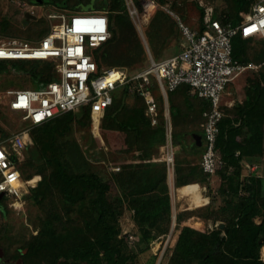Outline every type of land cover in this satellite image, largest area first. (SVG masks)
Here are the masks:
<instances>
[{
	"label": "trees",
	"instance_id": "obj_1",
	"mask_svg": "<svg viewBox=\"0 0 264 264\" xmlns=\"http://www.w3.org/2000/svg\"><path fill=\"white\" fill-rule=\"evenodd\" d=\"M203 1L205 6L212 5L208 0ZM255 1L257 0H226L225 8L220 12L214 11V18L223 26H237L241 20L240 13L249 11L251 4ZM30 2L33 5L45 4L60 10L69 8V0ZM140 2L138 0L137 5H140ZM160 2L170 4L177 12L179 11L178 13H181L183 21L186 22L187 0H160ZM89 5L91 10L107 12L111 23V38L104 47L99 49L97 54L99 66L102 67L105 62L109 61L110 52L113 48L122 44H125L123 47L126 50L128 46L133 47L132 51L126 53L125 59L141 62L140 57L143 51L124 0H91ZM196 8L200 12L201 21L199 23L203 24V10L198 1ZM157 15L160 17L152 19L150 27L154 28L156 42L164 46L163 43L167 40L168 35L163 38V41L160 40V37L168 32L173 34L174 28L178 29V25L163 11H159ZM162 15L168 21L162 19ZM114 24L118 27L121 36L120 41L117 39L118 35L114 29ZM204 29L205 27H201L200 32H203ZM50 30L45 33L42 39L49 34ZM238 37L242 46L235 48L234 39ZM235 38L232 42L233 57L243 61L246 44L249 40H245L241 36ZM3 62L8 61L0 60V63ZM20 62L19 66L23 70L29 67L28 71L35 82L45 84L52 81L53 78L50 76L51 64L48 74L46 73L48 70L44 73L43 68L39 70L35 69V66L32 68L34 64L29 66V61ZM117 63L118 66L123 63L126 64L125 61L119 60ZM44 74L49 75L47 79H43ZM188 88L185 85L180 86L169 95L173 120L178 117V109L173 103V97L179 92H186ZM133 94L135 102L127 105L123 97L130 95L129 87L122 88L123 100H114L112 106L106 111L102 129L106 134L109 132L134 133L138 143L148 130L153 131V134L156 131L163 133L164 125L153 127L150 118L147 117L144 99L139 93L134 92ZM202 101H199L203 103L200 113L209 110L208 102ZM238 109L241 113V125L237 129L228 127V120L223 118L219 124L220 131L217 139V146L226 164L225 169L233 168L231 173L226 170V174L221 177L223 181L218 192L223 205L216 211H212L214 219L211 218L214 225L218 224L217 227L221 224H224L225 227L223 230L215 228L206 233L187 226L180 228L183 220L181 215H177L175 229L179 231V234L168 264H264L260 257L261 249L264 247V242L260 243V240L264 238V179L258 175L242 178L240 165L242 157H257L264 154V88L261 85L249 87L246 102ZM79 110L81 112L80 123L84 119L90 121V108L82 107ZM255 110L260 111V113L253 114ZM74 113L63 114L34 128L31 132L34 141L33 148L27 151L28 159L26 160L25 156L17 167L22 173L19 165L24 161V168L32 170V173L42 174L43 178L34 188L33 194L34 199L40 203L49 197L50 184L47 179L50 177L54 187L58 190L61 204L68 205L69 212H72L75 207L76 212L80 213L81 220H84L83 227L77 226L76 230L60 232L62 223L58 233L55 224L48 222V225L42 227L38 236L32 239L33 241L27 246L26 251H22L24 258L22 261L25 262L27 257L40 254L42 258H45V262L47 258L53 256V261L50 264H134L135 256L131 255L132 253L128 250L125 251L124 248L123 239H127L128 235L124 234L123 236L118 225L121 200L119 198L113 199L116 197L110 195L109 185L97 173L82 171L83 155L76 144L62 143L60 140L70 133L72 123L75 121ZM201 122H205V118ZM236 132L246 133L244 146L235 144L231 146L228 143V140L233 138ZM174 145H179L177 133L174 137ZM69 158L72 163L79 166L76 172L70 169L72 164L69 163ZM145 167L152 169L151 165ZM47 168H53L49 175L44 173ZM127 168L131 169L127 173L129 178L138 176V179L140 177L144 179L147 175V170L141 171L144 167L130 166ZM198 172L200 175L204 174L202 167L199 171L193 169L185 173L176 163V186L189 184V180L196 177ZM120 175L116 176L121 183L123 197L129 204L133 218L143 233L142 245H147V242L159 241L161 235L166 237L172 226V206L167 183V167L161 165L154 177L149 179L147 185L128 186L125 181L122 183L121 178H119ZM240 190L243 192L242 196ZM210 205L211 202L204 208ZM3 209L4 204L0 211ZM218 211L219 215L217 216ZM61 218L58 219L59 222L63 221ZM70 218L68 217L66 220H70ZM162 224H166V228L161 227ZM2 250L4 251V249ZM167 251L168 248L164 253L162 264L166 260ZM4 254L6 255L5 251ZM159 255L160 252L155 255L156 260H159ZM60 261L62 262L59 263Z\"/></svg>",
	"mask_w": 264,
	"mask_h": 264
},
{
	"label": "built area",
	"instance_id": "obj_2",
	"mask_svg": "<svg viewBox=\"0 0 264 264\" xmlns=\"http://www.w3.org/2000/svg\"><path fill=\"white\" fill-rule=\"evenodd\" d=\"M127 6L129 16L138 26L151 20L159 9L171 16L181 34L182 52L166 60L151 59L148 69L131 78L119 69L100 68L95 58L97 54L93 57L88 51L99 50L111 38L110 19L104 12L69 17L55 11L49 17L56 23L37 46L17 41L0 45V60L50 63L53 78L47 84L41 83L38 90L8 92L9 108L25 113L22 117L25 129L13 135L10 140L13 147L0 146V194L13 198L11 208L21 209L25 196L41 181L40 176L25 180L17 169L33 145L31 129L89 107L91 132L95 138L94 128L102 130L105 113L114 101L113 93L126 86L143 97L153 125L159 123L158 106L152 93L154 85L164 95L185 85L192 95L208 101L210 110L204 114L202 125L206 149L201 167L210 177L226 168L217 146L219 124L224 118L222 95L240 75L260 72L259 65L233 57L232 42L237 36L249 41H264V0L253 2L249 11L241 12L243 21L237 26H223L214 20V9L206 8L203 32L192 30L170 6L158 0H142L139 8L134 0H127ZM166 162L173 167L171 147ZM250 167L251 172L256 169L254 165ZM127 235L130 245L140 240L132 231Z\"/></svg>",
	"mask_w": 264,
	"mask_h": 264
},
{
	"label": "rangeland",
	"instance_id": "obj_3",
	"mask_svg": "<svg viewBox=\"0 0 264 264\" xmlns=\"http://www.w3.org/2000/svg\"><path fill=\"white\" fill-rule=\"evenodd\" d=\"M30 1L0 0V45L17 41L22 43H30L33 46H37L42 40V37L45 35V33L52 28L53 24L56 23L49 17V15L53 14L55 11H60V9H56L53 6L45 4L33 5V3ZM208 1L214 6V9L217 12H220L223 8H225L227 4L226 0ZM90 2L91 0H69V8L61 10L60 13L71 17L72 15H75L82 11H90ZM187 2V9H185L187 11V13L185 12L186 23L190 28H197V20L199 19V11L196 8L197 0H187ZM179 14L181 15V13ZM159 15L155 17H158ZM162 19H165L163 15ZM240 19L241 21H243V18ZM165 21L168 20L165 19ZM151 23L149 24V27L146 26L143 29V35L145 36L147 44L146 47L144 46V37L141 36L140 32L136 28V24L133 22L140 46L143 51V54L140 57L141 62H137L136 60H129L128 58L125 59V55H127L126 53L132 51L133 47L128 46L126 50V48L123 47L125 44H122L112 49V51L110 52L111 58L109 59V61L104 63L102 69H119L125 72L129 78H131L137 75L139 72L146 70L150 66V54L156 61L165 60L166 58L178 54L180 52V49H176V51L173 52L176 44L175 36L178 34V29L174 28L173 34H170V32H168L167 34L162 35L163 37H160V40L163 41V38L168 35L167 40L163 43L164 46H162L155 40L156 38L153 32L154 28L150 27ZM114 29L117 31V39L118 41H120L121 36L118 27H116L115 24ZM234 46L235 48H240L242 46L239 37L234 39ZM147 49H149L150 54ZM97 52L98 50L95 52L93 50L88 51V53L93 57L97 54ZM118 60L125 61L126 64L123 63L122 65L118 66ZM243 62H250L259 65L260 72L242 74L239 76L235 84L229 87L228 92H231L232 97L234 99H237L236 103H239V100L242 102L245 101L244 99L246 96V91L247 89H249V87L253 85H261L264 87L263 40L258 39L247 42L246 51L243 56ZM20 63V61H8L6 63H0V146H6L8 149L13 147L10 141L13 135L25 129L22 123V117L25 115V113L14 112L9 108V105L7 104L9 100L8 92L11 90H38L39 86H41L39 83L34 81L33 77L28 71L29 67H26V69L23 70L19 66ZM31 64H34L32 68L34 66L37 70L43 68L44 73L48 70V72L46 73L49 74L50 63L29 62L28 65L31 66ZM48 74H44L43 79H47L49 76ZM54 81H57V79H54ZM121 91L122 89H118L113 93L114 100L119 101L122 99ZM130 94L131 95H129L128 97H123V99L126 100L125 103L127 105L132 104L133 101L135 102L134 94ZM173 100L174 104L178 107V117L172 120L174 132H188L191 129H199L202 119L201 113L199 111V101L197 100V98L189 97L184 99L183 93H177L174 95ZM80 113V110L74 113L75 117L73 118L75 119V121L72 123L70 133L60 140L62 141V143L76 144L83 155L82 171H92L97 173L99 177L109 185L111 189L110 195L112 197H116L113 199L119 198L121 200L118 225L121 229L122 235H127L128 232L132 231L133 233H136V235L140 239L139 242H136L133 245H130L127 239H123L125 251L128 250L130 253H132L131 255H134L136 258L134 259L133 263L157 264L158 260H156L155 255H157V253L162 250V248H168L166 260L164 262V264H168L169 259L172 255V249L176 244L179 231H176L175 229L171 239H169V235L172 229L171 226V229L166 237L161 235L159 241L157 240L155 243H153L154 241H146L147 245H142V230L133 218L132 210L123 197V189L121 188L120 181L117 180L118 176H116L121 174L119 178H121L122 183H124L125 181L126 185L128 186H141L142 184L147 185L149 179L154 177L159 168H148L147 175L144 177V179H142V177L138 179V176H132L131 178H129L127 173L131 169L127 168L128 165L119 164V161L123 159V152L122 150L115 148L116 142L114 141V139L108 138L109 136L106 135V133L104 134V132L102 131L103 129L100 130V128L97 127L94 128V138L91 132V120L87 121L86 119H84L83 122L80 123ZM175 124L177 127L175 126ZM33 129H31V132ZM157 140V136L153 134L152 131L148 130L146 134H143V136L139 139L138 144H145L148 148L151 147V151L153 152V154L158 151L160 155V148H158V145L156 144ZM33 145L31 146V148H33ZM144 153L145 152L142 151L143 155ZM27 154L28 152H26L25 155L26 160L28 159ZM83 160H85V162H83ZM69 163L72 164L70 169L76 172L79 166L76 163H72V160L70 158ZM19 166L23 171L22 173L24 174L23 177L25 180L31 179L35 176H40L41 178H43L42 174L32 173V170L30 171L24 168V161ZM53 168H47L45 169V171H43L45 174L49 175L51 171H53ZM196 169H198L199 171L200 168L197 167ZM226 170L227 169L220 170L219 173H217V175L215 176H212L210 180L206 179L203 174L200 175L199 172L197 173L196 177L189 180L190 183L196 181L201 182L203 183L202 185L206 186L207 189L203 192L204 199L208 198L209 202H211V205L207 208L202 207V203L204 200H202V197L200 196V189L197 185L194 184L189 186L188 188H183L178 191L179 193L183 194H192L195 203L187 198L181 199V201L177 203L175 197L176 193L174 189L175 182L173 183V186H171L172 180L171 185L167 180L169 186V195L171 198L172 213L174 212V216L176 218L177 215L182 216L183 221L180 224V228L187 226L202 233H206L208 231H212L215 228H219L217 227L218 224H213V220L211 218L214 219V213H212V211H216L223 205L222 198L218 192V189L223 181L221 177L226 174ZM141 171H144V169ZM30 174H32V176H30ZM47 182L50 184V193L49 197L42 203L34 199L33 194L35 189H32L25 196V198L23 199L22 208L19 210H15L10 207V202L13 201V198L5 197L3 201L4 209L0 211V248L4 249L6 255L3 254V257H0V264H17V261L24 260L22 251L27 248L31 241H33L32 239H34V237L38 236L39 232L42 230V227L48 225V222H53L55 224V228H57L58 233L60 230V225L62 223L63 225L61 226L60 232L76 230L77 226L83 227L84 220H81L82 218L80 217V213L76 212L75 207L73 208L72 212H69L68 205L64 203L61 204L58 190L54 187L50 177L47 179ZM189 205H196V208L191 210H184L187 209ZM216 215H219V211ZM60 217H62L61 219H63V221L61 222H59L60 220L58 221ZM68 217H71L70 220H66ZM165 225L166 224H162L161 227L163 226L164 228H166ZM176 226L177 222L175 228ZM152 243L153 245L150 246ZM260 257L262 262H264V247H262L261 249ZM52 261L53 256L47 258V261L45 262V258H42L39 254L32 257H27L25 262L22 261L21 264H50L52 263ZM62 261H60L59 263H61ZM160 264H162V262Z\"/></svg>",
	"mask_w": 264,
	"mask_h": 264
},
{
	"label": "crops",
	"instance_id": "obj_4",
	"mask_svg": "<svg viewBox=\"0 0 264 264\" xmlns=\"http://www.w3.org/2000/svg\"><path fill=\"white\" fill-rule=\"evenodd\" d=\"M137 1L138 0H134L136 6L139 8L140 5H137ZM140 1H142V0H140ZM158 1L160 2V0H158ZM169 1H171V0H169ZM197 1L199 2V5L203 10V24L199 23L201 21L200 20V14H199V19L197 20V23H198L197 28L193 27L191 29L200 32L201 27H204L203 26L204 25V14H205L206 8L211 7L214 9V7L209 6V5L205 6V3L203 0H197ZM124 2H125L126 9L128 12L127 0H124ZM140 4H141V2H140ZM162 5L170 6V8L178 16L183 18L177 12V10H175L170 4L167 3V4H162ZM159 11H163V10L159 9L158 11H156V13L153 15L151 20L157 15V13ZM83 12H86V13H83ZM94 12H104V11H96V10L90 9V11H82V12H79L77 14H88V13H94ZM104 13H107V12H104ZM165 14L168 15L167 13H165ZM214 15H215V13L213 14V18H214ZM108 17H109V15H108ZM169 17H171V16H169ZM151 20L147 21L146 23L143 22L139 26L135 23L136 28L140 32L141 36L144 37V41H145L144 46H146V47H147V44H146L145 36L143 35V29L149 25ZM214 20H216V19L214 18ZM132 22H134V21L132 20ZM240 22H241V20H240ZM185 24L188 26V24L186 22H185ZM177 35L175 36V39H176L175 43L176 44H175V47L173 49V52H175L176 49H180L179 53H181L182 52V46H181V34L179 31V28H178V34ZM147 51L149 52V49H147ZM98 52H99V50H98ZM98 52H97V54H98ZM149 54H150V52H149ZM97 56L98 55H96V57H95L96 60H97ZM173 56H175V55H173ZM173 56H171V57H173ZM151 59H154V57L150 54V61H151ZM166 59H168V58H166ZM100 68H102V67H100ZM139 73H141V72H139ZM238 78H236L232 83H230L227 86L225 92L222 95V99H221L222 111L224 114V118L228 120L227 122L230 125V126L228 125V127H233L234 129H237L241 125V118H240L241 113H240V110L238 109V107H240L241 105H243L246 102L247 92H248V89H247L246 96L244 99L245 101H243L244 103L240 100L238 101L239 103H236L237 99H234L232 97V94H231V92H228V89L230 86H233L235 84V82L238 80ZM153 81H155V80L153 79ZM253 86H255V85H253ZM122 88H119V89H122ZM130 93H134V92L130 91ZM152 93H153V96L155 98V102L158 106L159 123L153 125L151 122V124L155 128L158 127L159 125H164V132L163 133H160L159 131H156V133H155V135L157 136V139H158L156 144L158 145V148H160V155H159L158 151H156V153H155L156 155L153 154V152L151 151V147L148 148L145 144H143V145L138 144L139 142L137 143V140H136L134 133H130V132H128V133L109 132V134L108 133L106 134L109 136L108 138L114 139V141L116 142L115 148L122 150V152H123V159L119 161V164L128 165V167L140 166L141 168L144 167L143 168L144 170L148 169L147 167H145L147 165H151L152 169H158V168H161V165H165L167 167V171H168V183L170 182V185H171V180L173 179L172 185H171V186H173V183L175 182L174 189H175V193H176L175 197H176L177 203H179L181 201V199H186V198L194 202L192 194H189V193L183 194V193H179L178 191H180V189L188 188L189 186L195 184L200 189V196L202 197V200H204L202 203L203 204L202 207H204L210 203L208 198L204 199L203 192H204V190L207 189L206 186L202 185L203 183H201V182L195 181V182L189 183L187 185L177 187L176 186V175H175V164L176 163L179 165V168H181L185 173H187L190 170L196 169L197 167H199L201 169L202 156H203L205 149H206V142H205L204 131H203V127H202L204 122H200L199 129H193V130L191 129L188 132H183V131L174 132L173 123H172L173 119H172V115H171L170 101H169V95L172 92H168L166 95H164L160 91V89L154 85V88L152 89ZM179 93H183L184 99L189 98V97L198 98L197 96L191 94L189 88L186 92H179ZM200 100H203V99L198 98V101H200ZM202 102H208V101L203 100ZM202 105H203V103L199 102V111L201 110ZM208 105H209V110H210V103L209 102H208ZM176 108L178 109L177 106H176ZM208 111H204L203 113H201L202 119L204 118V114ZM254 113L259 114L260 111L255 110V112H253V114ZM147 117H149L148 114H147ZM176 133L178 135V140H179V145H177V146L174 145V137H176ZM245 138H246V133H244V132H238L237 133L236 132L233 135V138H230L228 140V143L231 144V146L234 144L244 146L246 144ZM169 147H171L172 152H173V156H174L173 167H169L168 163L166 162V157H167V152H168ZM142 151L145 152L144 155L142 154ZM219 151H220V149H219ZM237 155H238V153H237ZM240 165L242 168V178H249V177H254L255 175H258L264 179V154H263V156L261 155V156H257V157H242ZM252 165H254L256 167V169L251 172L249 170V167ZM232 170H233V168H229L227 171L229 173H231ZM203 175L206 179H208V180L211 179V177L206 175L205 173ZM239 192H240V194L243 195V192L241 190ZM195 208H196V205L195 206L189 205V207L187 209H184V210H191V209H195ZM199 208H201V207H199ZM173 223L176 225V217L174 216V212L172 213V226H173ZM200 223H196V224H200ZM192 227H193V225H192ZM174 230H175V227H174ZM174 230H173V232H174ZM173 232H172V235H173ZM172 235H171V237H172ZM171 237H170V239H171ZM165 251H166L165 248L164 249L162 248V250H160V255H159V260H158L159 263L158 264H160L162 262Z\"/></svg>",
	"mask_w": 264,
	"mask_h": 264
},
{
	"label": "water",
	"instance_id": "obj_5",
	"mask_svg": "<svg viewBox=\"0 0 264 264\" xmlns=\"http://www.w3.org/2000/svg\"><path fill=\"white\" fill-rule=\"evenodd\" d=\"M27 16H29V15H27ZM3 196H4L3 194H0V200L2 199ZM174 227H175V224L173 223V226H172V229H171V233H170V235H169V239H170V237H171V235H172V232H173V230H174ZM224 227H225V225H224V224H221V225L219 226V229H220V230H223ZM263 240H264V239H261V240H260V243H263ZM3 254H4V252H3V250L0 248V257H3ZM21 262H22V260H19V261H17V264H21ZM158 263H159V262H158ZM158 263H157V264H158Z\"/></svg>",
	"mask_w": 264,
	"mask_h": 264
},
{
	"label": "flooded vegetation",
	"instance_id": "obj_6",
	"mask_svg": "<svg viewBox=\"0 0 264 264\" xmlns=\"http://www.w3.org/2000/svg\"><path fill=\"white\" fill-rule=\"evenodd\" d=\"M36 3H42L43 0H33ZM5 197L3 196L2 199L0 200V208L3 207V201H4Z\"/></svg>",
	"mask_w": 264,
	"mask_h": 264
},
{
	"label": "bare ground",
	"instance_id": "obj_7",
	"mask_svg": "<svg viewBox=\"0 0 264 264\" xmlns=\"http://www.w3.org/2000/svg\"><path fill=\"white\" fill-rule=\"evenodd\" d=\"M146 23V22H145ZM173 180V179H172Z\"/></svg>",
	"mask_w": 264,
	"mask_h": 264
}]
</instances>
